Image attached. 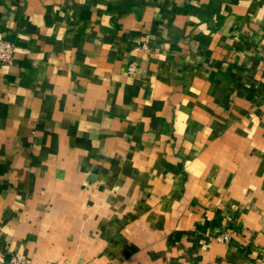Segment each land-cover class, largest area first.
Segmentation results:
<instances>
[{"label": "crops", "instance_id": "0c3cea01", "mask_svg": "<svg viewBox=\"0 0 264 264\" xmlns=\"http://www.w3.org/2000/svg\"><path fill=\"white\" fill-rule=\"evenodd\" d=\"M0 39V264H264V0H0Z\"/></svg>", "mask_w": 264, "mask_h": 264}, {"label": "built area", "instance_id": "2783aa9c", "mask_svg": "<svg viewBox=\"0 0 264 264\" xmlns=\"http://www.w3.org/2000/svg\"><path fill=\"white\" fill-rule=\"evenodd\" d=\"M15 51V46L12 42L8 40L0 39V66L8 65L13 61V53ZM130 71L133 70V66L129 69ZM229 237V233L225 232L219 235L218 240L226 241ZM8 264H33L29 260L24 259L20 255H14L10 258ZM44 264H54L51 262H46Z\"/></svg>", "mask_w": 264, "mask_h": 264}]
</instances>
